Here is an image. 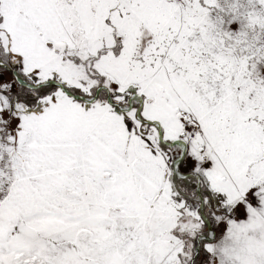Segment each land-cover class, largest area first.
Segmentation results:
<instances>
[{
    "label": "snow or ice",
    "instance_id": "6c2138e0",
    "mask_svg": "<svg viewBox=\"0 0 264 264\" xmlns=\"http://www.w3.org/2000/svg\"><path fill=\"white\" fill-rule=\"evenodd\" d=\"M0 264H264V0H0Z\"/></svg>",
    "mask_w": 264,
    "mask_h": 264
}]
</instances>
